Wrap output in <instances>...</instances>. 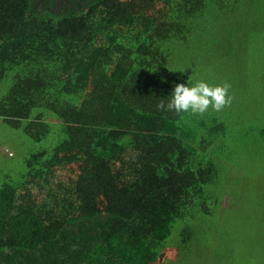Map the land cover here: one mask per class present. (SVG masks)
<instances>
[{"label": "trees", "instance_id": "obj_1", "mask_svg": "<svg viewBox=\"0 0 264 264\" xmlns=\"http://www.w3.org/2000/svg\"><path fill=\"white\" fill-rule=\"evenodd\" d=\"M249 39L262 51L242 56ZM234 61L255 70L246 92L264 107V0H0V119L46 143L0 186V264H167L177 224L184 248L191 222L216 213L239 221L236 239L242 223L246 240L264 237V211L222 208L234 194L229 165L214 157L233 156L225 109L145 110L122 90L149 67L166 102L176 84ZM217 76L210 82H227ZM241 117L264 139L263 121Z\"/></svg>", "mask_w": 264, "mask_h": 264}, {"label": "rangeland", "instance_id": "obj_2", "mask_svg": "<svg viewBox=\"0 0 264 264\" xmlns=\"http://www.w3.org/2000/svg\"><path fill=\"white\" fill-rule=\"evenodd\" d=\"M217 31L226 32V28L222 26L217 28ZM243 34L248 37L260 36L259 32L252 30H245ZM206 35L205 40H208L207 43H213L214 36ZM246 43L247 45L245 44L244 47H240L238 50L242 56L262 51L259 47L254 46L251 39L248 42L246 41ZM199 59L200 57L192 59L194 61L192 62L191 70H199V65L204 61ZM208 63L210 64L211 62ZM231 65L225 71L213 64L212 68L209 69V74L204 75V80H209L208 83L213 84L210 81L216 70L218 73L217 77L221 78L223 74V79L231 84L230 94L235 100L233 99L231 106L226 107L224 110V119L228 125L227 131L229 133L227 139L234 137V135H239V140L244 139L246 141V146L243 147L239 140H225L226 145H229V151H232L231 161H227L224 154L214 156L215 159L218 157L224 164L229 165V172L227 176L224 175L223 177L228 178L227 189L234 191V194L224 193L222 208L232 207L233 210L237 208L241 215L253 214L256 219H260V215L264 211V139H260L258 136L256 138L253 137L249 129L251 126L248 127V123L243 121L241 115L246 113L249 116V122L253 118L264 122V107L249 97L253 93L251 95L246 92L247 85L252 88L250 78H253L255 70L245 66L241 61H234ZM223 70L224 73H222ZM232 70L234 72L229 75V71ZM151 73L152 70L149 67L145 70L142 69L122 86V90L125 92V99L134 107L145 110H158L157 104L160 101L154 96L158 92L156 88H159L160 78L156 79L155 73ZM193 76L196 79H201V74L198 71ZM1 87L5 89L6 84ZM254 90L256 89L252 88V92ZM251 124L255 127L257 123L252 122ZM256 130L260 131L261 134V131L264 132V127L263 129L262 127L256 128ZM45 145L46 143L35 142L26 136L22 130L14 129L0 119V186L5 179L10 182L18 181L22 177V172L27 168L26 160L29 154ZM238 145L243 148L237 149ZM230 152H226V154H230ZM6 173L9 174L10 179L6 178ZM246 221L249 222L250 219ZM236 222L239 221L236 219ZM236 222L230 218L220 219L218 213L212 215V217L198 215L191 222L194 233L184 248H180L179 229L181 226L178 223V230L175 229L170 237L171 239L169 238L173 246L170 247L171 253L167 264H229V257L232 252L235 253L234 259H237L234 264H260V255L263 254L264 258V249L261 248L264 247V237L260 236L259 239L255 240L256 235H254L246 240L249 226L247 227L245 226L246 224L242 223V228H239L242 229L243 235L241 238L236 239L234 236ZM245 242H249L247 248L244 246ZM220 256H222V260L219 259Z\"/></svg>", "mask_w": 264, "mask_h": 264}, {"label": "clouds", "instance_id": "obj_3", "mask_svg": "<svg viewBox=\"0 0 264 264\" xmlns=\"http://www.w3.org/2000/svg\"><path fill=\"white\" fill-rule=\"evenodd\" d=\"M231 84H210L204 80L178 83L174 86L167 103L162 99L157 109L164 112L188 113L204 116L210 109L216 112L231 106L234 97L230 94Z\"/></svg>", "mask_w": 264, "mask_h": 264}]
</instances>
